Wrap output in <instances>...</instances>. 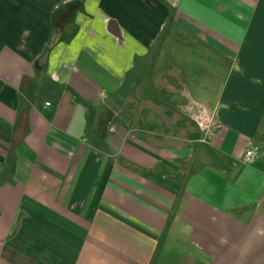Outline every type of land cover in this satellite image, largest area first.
<instances>
[{"label":"crops","instance_id":"0c3cea01","mask_svg":"<svg viewBox=\"0 0 264 264\" xmlns=\"http://www.w3.org/2000/svg\"><path fill=\"white\" fill-rule=\"evenodd\" d=\"M0 264H264V0H0Z\"/></svg>","mask_w":264,"mask_h":264},{"label":"built area","instance_id":"2783aa9c","mask_svg":"<svg viewBox=\"0 0 264 264\" xmlns=\"http://www.w3.org/2000/svg\"><path fill=\"white\" fill-rule=\"evenodd\" d=\"M195 122H196L199 130L204 134H206L213 125L206 118H196ZM251 156H252L251 150H247L246 151V157L251 158Z\"/></svg>","mask_w":264,"mask_h":264},{"label":"rangeland","instance_id":"374dc122","mask_svg":"<svg viewBox=\"0 0 264 264\" xmlns=\"http://www.w3.org/2000/svg\"><path fill=\"white\" fill-rule=\"evenodd\" d=\"M62 14L65 15V13H62ZM63 15L58 17L59 22L64 21L65 17Z\"/></svg>","mask_w":264,"mask_h":264}]
</instances>
